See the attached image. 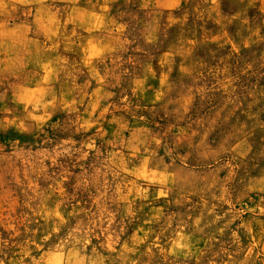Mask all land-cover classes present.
<instances>
[{
  "label": "rangeland",
  "instance_id": "rangeland-1",
  "mask_svg": "<svg viewBox=\"0 0 264 264\" xmlns=\"http://www.w3.org/2000/svg\"><path fill=\"white\" fill-rule=\"evenodd\" d=\"M0 264H264V0H0Z\"/></svg>",
  "mask_w": 264,
  "mask_h": 264
}]
</instances>
